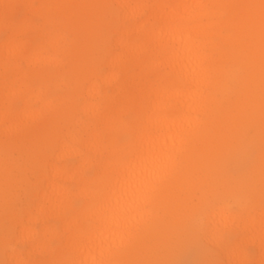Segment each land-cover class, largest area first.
<instances>
[{
  "label": "bare ground",
  "instance_id": "6f19581e",
  "mask_svg": "<svg viewBox=\"0 0 264 264\" xmlns=\"http://www.w3.org/2000/svg\"><path fill=\"white\" fill-rule=\"evenodd\" d=\"M109 1L0 0V144L42 162L3 264H183L193 243L206 264H249L245 244L264 264V212L228 200L264 139V0Z\"/></svg>",
  "mask_w": 264,
  "mask_h": 264
},
{
  "label": "rangeland",
  "instance_id": "374dc122",
  "mask_svg": "<svg viewBox=\"0 0 264 264\" xmlns=\"http://www.w3.org/2000/svg\"><path fill=\"white\" fill-rule=\"evenodd\" d=\"M111 8H114L112 1H109ZM25 14L24 10L19 13V17H23ZM35 22L41 23L42 19L34 17ZM228 31L233 32V29ZM25 65V64H24ZM27 71L30 73V81L33 87L38 85L49 84L57 93L66 94L71 91L72 85H67L60 77H56L54 80L43 81L42 78L34 75L36 70L31 69L30 67L25 66ZM43 82V83H41ZM71 86V87H70ZM86 86V85H85ZM23 105V100L20 98L15 99V107L18 110H21ZM254 134L252 131L251 134ZM252 134V135H253ZM0 138V143H9L2 142L6 140L5 136ZM39 140V139H37ZM36 140V142H37ZM52 143V144H49ZM41 150L46 149L51 155L55 153L56 148V139L53 141L50 139L47 143L39 141ZM254 146V152L250 156H243L241 166H238L236 170H233L235 176L242 178L244 183L251 184V188L247 192L240 193V197L230 196V211L235 214L243 215H255L257 212H264V139L257 138L255 141H252ZM30 146V145H29ZM28 141H23L17 143L10 148L9 152L6 153L4 148L1 147L3 153H6L9 158V163L6 161L1 163V167L6 172L7 166H12V186L7 188V192L3 190V180L0 177V253L1 250L5 248V236H7V231H11V237L14 239L17 236L16 225L13 223V219L18 215H22L23 210L28 206L30 199L31 188L35 187L40 181V168L41 166V156L37 147L33 145V148H29ZM232 171V170H231ZM200 195V193H197ZM188 193L184 192L180 194V197L187 198ZM190 196V195H189ZM193 195L191 194V197ZM239 196V195H238ZM190 200V198H188ZM197 201V200H196ZM17 215V216H15ZM264 218V214L262 215ZM228 234V231L226 232ZM11 239V238H10ZM201 243V242H200ZM13 244V243H12ZM204 244V242L202 243ZM246 252L248 253V258H250L249 264H262L263 262L259 261V248L254 246L244 245ZM21 250H24V247H20ZM4 251V250H3ZM205 261L202 259L200 251L197 244H192L190 249L187 250L183 264H204ZM0 264H3L2 256L0 255ZM206 264V263H205Z\"/></svg>",
  "mask_w": 264,
  "mask_h": 264
}]
</instances>
